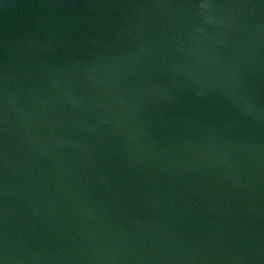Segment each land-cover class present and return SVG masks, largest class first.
Listing matches in <instances>:
<instances>
[{
    "label": "water",
    "instance_id": "1",
    "mask_svg": "<svg viewBox=\"0 0 264 264\" xmlns=\"http://www.w3.org/2000/svg\"><path fill=\"white\" fill-rule=\"evenodd\" d=\"M0 264H264V0H0Z\"/></svg>",
    "mask_w": 264,
    "mask_h": 264
}]
</instances>
